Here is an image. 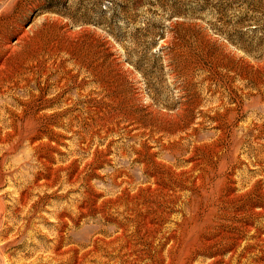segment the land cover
<instances>
[{
    "label": "rangeland",
    "instance_id": "374dc122",
    "mask_svg": "<svg viewBox=\"0 0 264 264\" xmlns=\"http://www.w3.org/2000/svg\"><path fill=\"white\" fill-rule=\"evenodd\" d=\"M121 236L264 264V0H0V264Z\"/></svg>",
    "mask_w": 264,
    "mask_h": 264
},
{
    "label": "bare ground",
    "instance_id": "6f19581e",
    "mask_svg": "<svg viewBox=\"0 0 264 264\" xmlns=\"http://www.w3.org/2000/svg\"><path fill=\"white\" fill-rule=\"evenodd\" d=\"M21 38V37H20ZM61 234V233H60ZM118 236V235H117ZM122 239L125 242L124 247H122V245L120 247L119 246V242L118 243H112L109 244L107 247H104L103 250H93L94 251V257L98 262L104 261V262H108L110 259L115 258L118 261H120L122 264H134V259H136L138 262L142 263V264H154L151 261H148L147 257L148 256V251L144 250L142 247L140 248L139 245H134V243H132L130 240H128L127 238L125 239V236H121ZM5 238V237H4ZM103 238V237H102ZM114 238V237H113ZM120 238V237H119ZM115 239V238H114ZM117 241V240H116ZM120 241V240H119ZM134 241V240H133ZM142 241V240H141ZM93 243V242H92ZM123 243V242H122ZM94 244V243H93ZM58 245V244H57ZM56 245V246H57ZM104 245V244H103ZM61 246V245H60ZM59 246V247H60ZM101 246V245H100ZM45 247V246H44ZM75 247V246H74ZM91 247V246H90ZM51 248V246H50ZM62 249H66V248H62ZM90 249V248H89ZM140 249V250H139ZM61 252V250H59ZM77 251V250H76ZM66 252V251H65ZM73 252V251H72ZM75 252V251H74ZM90 252V251H89ZM56 253V252H55ZM76 253V252H75ZM124 253H128V258L124 257ZM47 255V254H46ZM51 255V254H50ZM61 254L60 253H56L54 254V257L56 259H59V256ZM64 256V255H63ZM69 256V255H68ZM65 256V257H68ZM85 256V255H84ZM106 256V257H105ZM127 256V255H126ZM62 257V256H61ZM80 255H79V261L78 259L76 260V262L78 261L77 264H81V259H80ZM83 257V256H82ZM152 257V255H151ZM53 258V257H52ZM72 258V257H71ZM74 258V257H73ZM78 258V257H77ZM84 258V257H83ZM158 258L161 259L162 256L161 254L158 255ZM61 259V258H60ZM67 259V258H66ZM76 259V256H75ZM86 259V257H85ZM91 259V258H90ZM147 259V260H144ZM47 260V259H46ZM53 260V259H52ZM111 261V260H110ZM50 262V261H49ZM55 262V261H54ZM75 262V263H76ZM85 262V261H84ZM32 263V262H31ZM88 263V261L86 262ZM112 263L114 264V262L112 261ZM50 264V263H49ZM85 264V263H84ZM91 264V263H90ZM116 264V263H115ZM138 264V263H137Z\"/></svg>",
    "mask_w": 264,
    "mask_h": 264
}]
</instances>
